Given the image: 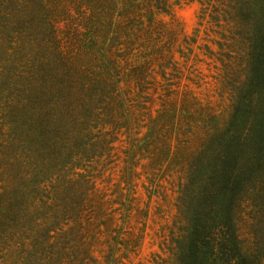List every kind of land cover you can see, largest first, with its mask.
Here are the masks:
<instances>
[{"label":"rangeland","instance_id":"rangeland-1","mask_svg":"<svg viewBox=\"0 0 264 264\" xmlns=\"http://www.w3.org/2000/svg\"><path fill=\"white\" fill-rule=\"evenodd\" d=\"M234 54V0H0V264H193ZM227 209L251 252L252 205Z\"/></svg>","mask_w":264,"mask_h":264},{"label":"trees","instance_id":"trees-1","mask_svg":"<svg viewBox=\"0 0 264 264\" xmlns=\"http://www.w3.org/2000/svg\"><path fill=\"white\" fill-rule=\"evenodd\" d=\"M234 53V136L219 140L221 153L207 147L190 165L203 205L192 236L193 264H220L214 241L227 229L234 240V264H264V0H234ZM232 185L234 194L228 191ZM231 197L240 208L252 205L251 252L238 219L228 220ZM204 204L208 217H203ZM213 243L212 256L204 259L203 248Z\"/></svg>","mask_w":264,"mask_h":264}]
</instances>
